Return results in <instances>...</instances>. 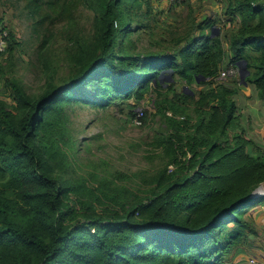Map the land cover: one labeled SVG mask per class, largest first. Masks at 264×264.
I'll list each match as a JSON object with an SVG mask.
<instances>
[{
    "label": "trees",
    "instance_id": "1",
    "mask_svg": "<svg viewBox=\"0 0 264 264\" xmlns=\"http://www.w3.org/2000/svg\"><path fill=\"white\" fill-rule=\"evenodd\" d=\"M19 1L43 83L29 91L0 64V264H226L242 253L256 232L245 210L264 203L253 195L264 181V146L247 134L235 94L253 85L264 102V0H229L225 35L211 34V19H193L171 46L154 50L139 49L137 27H128L131 7L150 0H0ZM80 5L94 13L89 38L76 25ZM56 20H67L63 31ZM5 28L2 53L14 59L18 43ZM58 35L72 45L61 57L51 47ZM239 60L247 84L215 81L225 62ZM169 69L174 80L165 85L159 76ZM178 79L203 88L177 91ZM151 90L165 124L152 140L160 167L137 186L122 172H78L72 103L141 101Z\"/></svg>",
    "mask_w": 264,
    "mask_h": 264
},
{
    "label": "rangeland",
    "instance_id": "2",
    "mask_svg": "<svg viewBox=\"0 0 264 264\" xmlns=\"http://www.w3.org/2000/svg\"><path fill=\"white\" fill-rule=\"evenodd\" d=\"M149 3V8L143 2L136 5L133 9L131 7L129 11L134 20L129 23L128 27H137V30L132 33V38L136 41L139 49L150 48L154 50L162 46H171L170 39L174 32H184L193 19L198 22L206 17L210 11H214L216 5L219 8L221 7L220 0H180L176 1L175 4L165 0H150ZM22 10L23 1H19L17 5L13 6L0 2V27L6 26L18 43L14 51L16 56L14 59L8 58V50H5L6 53L1 51L0 64L3 62L2 66H4L7 76L11 75L9 70H12L13 74L23 80L29 91L35 92L43 83L36 73L32 61L37 41L34 38V27L30 24L31 20L25 18L26 10L24 13ZM74 13L77 18L76 25L79 27L78 30L84 32L85 36L89 38L95 29L92 9L80 5ZM56 21L57 24H54V28L63 31V26L67 20ZM218 30L220 31L219 28ZM68 44H70V41L67 37L58 35L51 45L52 52L56 53V56L61 57L67 47L72 48V45ZM68 62L67 59L61 60L62 69L60 73L68 71ZM240 76L239 69L238 76L230 78L227 82L231 80L238 82L241 79ZM2 82L0 81V96L5 97ZM236 82L233 84L237 85ZM185 85L184 81L178 79L175 82V89L180 91ZM191 88L195 91L203 88V85L194 83ZM250 89L253 90L252 88L248 89L247 94L249 95L252 93ZM78 92L80 94V91ZM85 94L92 96L94 89L85 87ZM153 96H155V92L151 90L146 93L145 99L141 101H136L133 98L114 99L105 105H88L76 101L73 102V107L68 108V115L71 131L78 138L74 155L76 170L87 176L89 172L96 169H99L100 172H103V170L122 172L128 175L126 177L127 181L134 186L141 182L142 175L150 172L154 173L160 167L162 159L160 150L153 145L152 140L157 132L165 128V124L160 115L155 114L156 107L152 102ZM247 99V97H242V103L239 104L242 122H245L243 118L248 114L246 110L248 109L246 105ZM146 101H149V108H147L148 117H146L144 124L140 126L132 125L129 122L131 113L135 112L136 108L145 106L147 104ZM249 103H252V101ZM247 125L251 127V123ZM255 134L260 137L261 144L264 146L262 128L256 129ZM254 194L256 195L257 191H254ZM259 194L261 193L259 192ZM8 195L11 196L12 192H8ZM258 205L259 203H255L252 206L249 205L250 207L245 210L246 215L250 214L255 220L257 212V215L259 214L258 216L263 218L264 207L256 208ZM252 236L249 243L253 241ZM259 242L262 243V241ZM249 245L243 246L242 254H234L227 259L226 264H234L236 259L244 260L246 261L245 264H248L249 259L254 256V253L249 251Z\"/></svg>",
    "mask_w": 264,
    "mask_h": 264
},
{
    "label": "crops",
    "instance_id": "3",
    "mask_svg": "<svg viewBox=\"0 0 264 264\" xmlns=\"http://www.w3.org/2000/svg\"><path fill=\"white\" fill-rule=\"evenodd\" d=\"M228 1L229 0H220L221 7L219 8L216 5L215 10L210 11L206 17H204L202 20H200V22H203L207 19H211L212 21L215 22V27L220 29L221 34L222 35L225 34L226 31H228L227 29H228L229 23H230L229 22L230 17L225 13L227 5H228ZM198 32L199 31H197V34H198ZM245 88H247V90H245ZM249 88L253 89V90L250 89L252 92L250 95L247 94ZM242 97L248 98L246 100V102H247L246 105L248 108L246 110L248 111V114L245 118H243V120L245 122H242V123L246 129L247 134L261 144L262 141H261L260 137H258L255 134V132H256V129L262 128V139L264 140V102L260 99L259 94H258V90L253 85H247L246 86V85L242 84L238 88V91L235 94V100H236V103L238 105V108L240 107L239 104L242 103ZM250 101H252V103H249ZM239 111H240V109H239ZM250 123H251V127L250 126L248 127L247 124H250ZM259 190H261V192ZM255 191H257V194L255 195L253 193L254 196L264 197V181L257 187V189ZM259 192L262 195L259 194ZM259 207H264V203H261L258 206H256V208H259ZM258 215L256 212L255 222H256L257 228H256L255 234H253V236H252L253 241L249 245L250 246L249 251L251 253H254V256H253L254 258L258 257L257 259L264 260V217L262 218ZM258 217H260V218H258ZM259 241H262V243H260ZM245 262L246 261H244V260L236 259L234 264H245ZM248 264H252V263H250V261H249Z\"/></svg>",
    "mask_w": 264,
    "mask_h": 264
},
{
    "label": "built area",
    "instance_id": "4",
    "mask_svg": "<svg viewBox=\"0 0 264 264\" xmlns=\"http://www.w3.org/2000/svg\"><path fill=\"white\" fill-rule=\"evenodd\" d=\"M167 2H174L176 0H165ZM7 34L6 31H3L1 34H0V51H3L5 49V46H6V40L4 38V36ZM239 74V66L234 63V64H231V63H227L225 62L220 70H219V73L218 75L216 76V79L215 81L217 83H222V84H225V85H229V84H233L234 82L231 80L229 82H227L230 78H234V77H237ZM147 104L143 107H138L136 108L135 110V114L129 119V122H131L132 125L134 126H140V125H143V118L147 112V108H149V101H146ZM168 114H171V112H167ZM250 262L252 264H264V260H259L257 258H250L249 259Z\"/></svg>",
    "mask_w": 264,
    "mask_h": 264
},
{
    "label": "water",
    "instance_id": "5",
    "mask_svg": "<svg viewBox=\"0 0 264 264\" xmlns=\"http://www.w3.org/2000/svg\"><path fill=\"white\" fill-rule=\"evenodd\" d=\"M219 30L218 28H216L215 26L212 28V31H211V34L214 35L216 33H218ZM237 65L239 66V69H240V74H241V80L243 83L247 84L246 81H245V77L246 75L249 73V70L247 68V62L246 60H239L237 62ZM160 80L162 81H165V84L171 82L174 80V77H173V70L169 69L167 70V72L165 71H162L161 75L159 76ZM184 90L190 92L191 94L194 93V91L187 85L184 86Z\"/></svg>",
    "mask_w": 264,
    "mask_h": 264
},
{
    "label": "bare ground",
    "instance_id": "6",
    "mask_svg": "<svg viewBox=\"0 0 264 264\" xmlns=\"http://www.w3.org/2000/svg\"><path fill=\"white\" fill-rule=\"evenodd\" d=\"M261 192V190H259Z\"/></svg>",
    "mask_w": 264,
    "mask_h": 264
},
{
    "label": "clouds",
    "instance_id": "7",
    "mask_svg": "<svg viewBox=\"0 0 264 264\" xmlns=\"http://www.w3.org/2000/svg\"><path fill=\"white\" fill-rule=\"evenodd\" d=\"M237 64V63H236Z\"/></svg>",
    "mask_w": 264,
    "mask_h": 264
}]
</instances>
